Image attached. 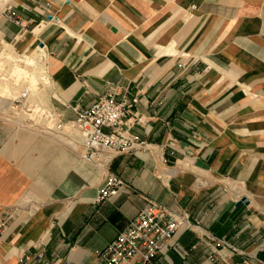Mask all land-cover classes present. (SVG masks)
<instances>
[{
  "label": "crops",
  "instance_id": "0c3cea01",
  "mask_svg": "<svg viewBox=\"0 0 264 264\" xmlns=\"http://www.w3.org/2000/svg\"><path fill=\"white\" fill-rule=\"evenodd\" d=\"M0 57L29 78L0 93V264H98L149 200L190 221L153 264H264V0H0ZM108 93L138 98L123 127L146 145L99 202L72 106Z\"/></svg>",
  "mask_w": 264,
  "mask_h": 264
},
{
  "label": "built area",
  "instance_id": "2783aa9c",
  "mask_svg": "<svg viewBox=\"0 0 264 264\" xmlns=\"http://www.w3.org/2000/svg\"><path fill=\"white\" fill-rule=\"evenodd\" d=\"M11 17L16 15L9 12ZM33 91L30 86L25 87L15 97V109L27 112L30 124L34 125L35 118L44 115L41 109L28 108L26 100ZM138 101L137 97L129 98L125 94L108 93L95 100L89 107L72 106L76 112L73 127L84 137L82 157L100 166L105 171V181L100 189L98 201H103L120 193L124 180L111 172L108 168L111 160L120 153L136 148H144L145 143L135 134L123 127L126 120L131 118L133 108ZM34 113V116H31ZM47 117L55 128L62 129L64 121ZM142 121V117L136 122ZM12 213H6L0 218V238L13 221ZM190 222L187 216L177 215L167 206L157 201L149 200L118 235L110 241L98 254V264H153L155 258L167 252L177 230L185 223ZM217 246H229L236 253H241L222 238H215ZM218 251L210 255V259L217 258ZM42 253L32 257H22L18 264H36ZM232 264H249L245 259Z\"/></svg>",
  "mask_w": 264,
  "mask_h": 264
},
{
  "label": "rangeland",
  "instance_id": "374dc122",
  "mask_svg": "<svg viewBox=\"0 0 264 264\" xmlns=\"http://www.w3.org/2000/svg\"><path fill=\"white\" fill-rule=\"evenodd\" d=\"M27 55H29V54H27ZM11 57L13 58V56H11ZM35 57L36 58L38 57V59H37L38 61L36 62V65L40 66V59L39 58L41 56L35 52ZM26 59H27V57L24 58V63H25V65H28V63H27L28 59L27 60ZM21 62H23V61L19 62V61L15 60V62H13V64L8 69L6 61L4 59H1V57H0V93L1 94H10V93H6V92L10 91L11 83L14 82V84H22L25 81V79L29 80V78L27 76H23V77L19 78V77H17V75L16 76L12 75V72H13L12 69L16 65V63H19L20 65H24V63L22 64ZM6 69L8 70V74H6L4 72Z\"/></svg>",
  "mask_w": 264,
  "mask_h": 264
},
{
  "label": "water",
  "instance_id": "95a60500",
  "mask_svg": "<svg viewBox=\"0 0 264 264\" xmlns=\"http://www.w3.org/2000/svg\"><path fill=\"white\" fill-rule=\"evenodd\" d=\"M244 201H247L246 199H244Z\"/></svg>",
  "mask_w": 264,
  "mask_h": 264
}]
</instances>
